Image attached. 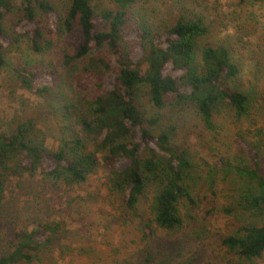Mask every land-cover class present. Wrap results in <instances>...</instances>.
<instances>
[{"label": "rangeland", "instance_id": "374dc122", "mask_svg": "<svg viewBox=\"0 0 264 264\" xmlns=\"http://www.w3.org/2000/svg\"><path fill=\"white\" fill-rule=\"evenodd\" d=\"M50 1L65 14L69 0ZM93 3L97 18L101 11L116 8L111 0ZM133 10L136 18L148 20L157 31L181 17H202L209 28L199 44L226 43L234 50L242 68L239 83L250 96L249 112L237 118L223 108L215 113V128L210 130L192 104L169 100L159 110V129L171 131L173 143L189 151V182L196 206L183 210L184 224L179 231L168 234L156 228L143 241L142 222L135 214L126 212L124 194L112 188L101 154L96 172L78 185L56 182L52 186L40 169L31 173L0 168L5 188L0 207V252L12 250L23 229H33L43 221H58L63 229L54 243L41 249L34 262L28 264H140L146 252L152 250L162 251L154 264L167 259L174 260L173 264H242L235 252L224 247L222 239L235 233L247 220L263 224L264 211L255 219L239 212L236 195L243 188L242 180L234 170L220 169L218 160H233L237 156L246 164L240 150L242 135L260 145L264 173V0H136ZM36 11L38 20L48 24L41 53L30 47L29 37L20 30L23 0H13L4 22L6 37L12 43L2 42L9 64L0 69V129L12 130L19 115L35 116L50 151L83 115L88 101L112 87L108 78L114 74L101 77L98 72L93 73L87 60L67 65L65 55L76 52L83 41L80 25L75 23L72 31L48 33L51 18L49 23L47 15L40 9ZM103 25L99 23L97 27ZM128 43L135 48L133 42ZM101 54L110 53L102 50ZM19 60L29 63L27 71L34 74L32 77L16 68ZM25 77L30 83L24 82ZM43 86L50 87L47 97L36 92ZM146 94L144 87L141 108L151 112ZM62 101L76 106L69 111ZM154 194V188L147 190L140 203L138 212L144 222L151 217L148 206ZM253 264H264V253Z\"/></svg>", "mask_w": 264, "mask_h": 264}, {"label": "trees", "instance_id": "16d2710c", "mask_svg": "<svg viewBox=\"0 0 264 264\" xmlns=\"http://www.w3.org/2000/svg\"><path fill=\"white\" fill-rule=\"evenodd\" d=\"M111 1L116 8L101 11L97 18L94 0H69L65 14L50 0H23L20 30L29 37L33 50L43 52L42 42L47 34V22L43 24L37 17L36 10L40 9L51 18L48 33L72 31L75 23L80 25L83 41L76 52L65 55L67 65L87 60L93 73L114 76L108 78L112 87L88 101L83 115L74 121L68 134L61 136L55 150L49 151L45 146L46 136L40 134L35 116L19 115L12 130L0 129V168L31 173L40 169L52 186L56 182L78 185L96 172L101 154L112 188L124 194L126 212L135 214L142 222L143 241L156 228L168 234L179 231L184 224L183 210L196 206L189 182V151L173 143L171 131L159 129V110L169 100L192 104L205 127L212 130L214 115L223 108L237 118L249 112L250 96L239 83L242 68L234 50L226 43L199 44L209 28L202 17H181L157 31L148 20L135 17L136 0ZM12 8L13 0H0V69L9 64L2 42L12 43L6 37L4 25ZM99 23L104 25L98 28ZM102 50L110 54H101ZM26 64V60H19L16 68L32 77L34 74L27 71L29 63ZM30 81L25 77L24 82ZM144 87L151 112L141 108ZM49 91V86H43L36 92L47 97ZM64 102L62 106L69 111L76 106ZM239 141L246 164L237 156L233 160L222 157L218 160L219 168L234 170L242 180L243 188L236 195L239 212L255 219L264 211L260 145L242 135ZM12 161H16L13 167ZM153 188L155 194L148 206L151 217L144 222L138 212L140 203L147 190ZM4 194L0 177V207ZM62 229L58 221H43L38 227L23 229L17 234L13 249L0 252V264L34 262L39 251L50 247ZM222 243L238 255L239 263L253 264L264 253V223L247 220L235 233L224 237ZM159 254L162 251H147L140 264H154ZM174 262L167 259L158 264Z\"/></svg>", "mask_w": 264, "mask_h": 264}]
</instances>
